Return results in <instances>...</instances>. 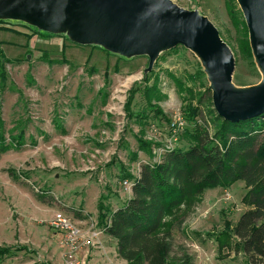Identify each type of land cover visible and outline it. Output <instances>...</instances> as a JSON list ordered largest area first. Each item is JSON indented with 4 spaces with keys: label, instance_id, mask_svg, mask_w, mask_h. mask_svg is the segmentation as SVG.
<instances>
[{
    "label": "rangeland",
    "instance_id": "374dc122",
    "mask_svg": "<svg viewBox=\"0 0 264 264\" xmlns=\"http://www.w3.org/2000/svg\"><path fill=\"white\" fill-rule=\"evenodd\" d=\"M173 1L198 11L217 27L235 56L236 91L260 85L263 72L254 55L255 68L239 53L225 0ZM0 42L12 60L6 65L7 84L4 90L0 87V117L7 146L0 144V247L9 249L0 254V264H66L64 232L50 224L54 215L60 212L76 224L88 223L86 227L92 217L99 223L101 198L110 207L127 200L130 187L124 186L121 175L124 169L137 173L139 168L137 161H131V153L148 157L139 150L137 139L142 131L145 140L154 142L153 160L162 156L155 143L168 144V123L153 119L154 111L148 109L154 124L141 125L137 118H128L129 90L146 74L150 84L158 77L164 95L159 104L172 118L183 105L172 75L193 85L189 77L196 62L180 47L150 68L148 55L119 54L99 43L78 42L67 29L50 32L7 16L0 18ZM200 82L196 81V90L205 92V105L210 97L214 105L212 90L206 92L208 76L203 78L204 87ZM141 96L136 95L133 106L142 111L147 105L140 101ZM207 109L202 107V120H208ZM17 124L26 132L23 144L11 140L19 133L14 128ZM181 143L180 139L177 144ZM246 193L242 181L229 189L206 190L182 227L173 232L172 256L176 260L190 256L192 264H251L237 251L235 238L223 249L216 238L224 231L225 220L235 223L247 210L243 202ZM53 237L55 255L47 251ZM74 256L90 264L88 256Z\"/></svg>",
    "mask_w": 264,
    "mask_h": 264
},
{
    "label": "trees",
    "instance_id": "16d2710c",
    "mask_svg": "<svg viewBox=\"0 0 264 264\" xmlns=\"http://www.w3.org/2000/svg\"><path fill=\"white\" fill-rule=\"evenodd\" d=\"M225 3L236 31L239 53L254 67L244 15L237 0H225ZM1 45L0 42V87L4 90L8 81L6 65L12 60L6 56ZM180 47L186 48L177 45L163 52L157 62ZM185 52H190L196 62V70L189 77L193 85L189 86L182 78L172 75L183 101L181 112L187 121V127L180 135L184 143L172 147L155 143V147L165 149L159 159L153 160L154 142L145 140L142 131L137 139L139 150L149 159L140 160L137 152L131 153V161L139 164L138 172L124 169L121 177L130 181L132 195L115 210L101 198L99 225L107 235L117 240L118 255L128 264H192L190 256L184 257V260H176L172 256L173 232L182 227L185 219L202 201L206 190L217 187L229 189L242 181L247 188L243 202L248 208L237 222L225 220V229L216 238L220 249L235 238L237 251L244 253L251 264H264V114L239 122L220 117L213 108L211 97L209 104L205 105V92L196 90V81H201L199 84L204 87L203 78L207 77L201 61L189 49ZM157 80L158 77L154 84H150V76L146 74L142 81L132 86L125 107L128 118H137L141 125L153 123L148 112L150 109L155 113L153 119L162 118L169 125L171 118L165 115L159 104L164 95ZM209 86L210 83L206 86L207 93L211 91ZM18 90L24 95L23 90ZM137 94L142 95L140 101L144 100L147 105L142 111L133 106ZM202 107L208 108V120L201 119ZM0 125V144L6 146L1 117ZM14 128L19 133L12 135L11 140L23 144L25 129L21 124ZM208 235L213 236L211 233ZM8 250L0 247V254Z\"/></svg>",
    "mask_w": 264,
    "mask_h": 264
},
{
    "label": "water",
    "instance_id": "95a60500",
    "mask_svg": "<svg viewBox=\"0 0 264 264\" xmlns=\"http://www.w3.org/2000/svg\"><path fill=\"white\" fill-rule=\"evenodd\" d=\"M237 2L263 72L259 86L242 92L233 85L235 56L217 27L173 0H0V18L24 19L50 32L67 29L78 42L127 56L145 54L150 68L163 51L183 45L200 58L218 115L239 122L264 114V0Z\"/></svg>",
    "mask_w": 264,
    "mask_h": 264
},
{
    "label": "built area",
    "instance_id": "2783aa9c",
    "mask_svg": "<svg viewBox=\"0 0 264 264\" xmlns=\"http://www.w3.org/2000/svg\"><path fill=\"white\" fill-rule=\"evenodd\" d=\"M187 127V121L184 118L181 111L177 112L172 118L168 125L169 136L166 147H172L177 144L180 139V135ZM156 128L154 131L156 132ZM158 132V131H157ZM159 134H162L160 129ZM160 152L165 148L160 147ZM124 186L131 189V183L129 180H125ZM51 226L64 232L62 243L69 248L65 255L67 257L66 264H87L86 260H77L74 258V254L82 249L84 246H89L98 241L101 234L105 232L104 228L99 226L96 219H91L89 225L86 228L79 227L72 220L62 213H56L51 221Z\"/></svg>",
    "mask_w": 264,
    "mask_h": 264
},
{
    "label": "crops",
    "instance_id": "0c3cea01",
    "mask_svg": "<svg viewBox=\"0 0 264 264\" xmlns=\"http://www.w3.org/2000/svg\"><path fill=\"white\" fill-rule=\"evenodd\" d=\"M139 158H140V160L142 159V157H139ZM147 159H149V158L148 157H144L143 160H147ZM128 191H129V195H128L127 199L130 198V196L132 195L131 189H128ZM121 203H124V201L121 202ZM119 207H120L119 204H116L115 207H113V205L111 206L112 210L113 209L115 210V209H117ZM93 218L94 217H92V219ZM84 222H87V221H84ZM87 224L84 225L83 223H80V224L78 223L76 225H78L79 227H82V228H86ZM54 233H56V232H54ZM59 234H61L63 236V233L60 232V231H59ZM53 238H54V240H52V242L47 243L49 245V247L47 248V251H50L51 253H53V255H55L57 253V249H56L57 247L55 246L57 242L55 241V237H53ZM59 244L61 245V243H59ZM114 244L116 245L115 250H113V245ZM64 248H65V252H63L62 249L60 251L61 252V256H62V252L64 254H66L68 252L69 248L68 247H64ZM75 255L77 257H83V255L84 256H88V259L90 260V264H128L127 261H125L124 259H122L118 255L117 240L112 238V237H110L105 232L101 235V237H100V239L98 241H95L94 244L89 245L88 247L84 246L82 249L77 251L75 253Z\"/></svg>",
    "mask_w": 264,
    "mask_h": 264
}]
</instances>
